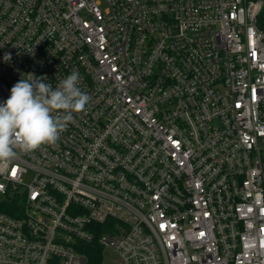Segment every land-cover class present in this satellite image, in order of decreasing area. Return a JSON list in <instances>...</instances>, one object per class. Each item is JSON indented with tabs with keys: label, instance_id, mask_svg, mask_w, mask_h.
Returning <instances> with one entry per match:
<instances>
[{
	"label": "built area",
	"instance_id": "2783aa9c",
	"mask_svg": "<svg viewBox=\"0 0 264 264\" xmlns=\"http://www.w3.org/2000/svg\"><path fill=\"white\" fill-rule=\"evenodd\" d=\"M73 70L86 110L0 161V264H264V0H0V104Z\"/></svg>",
	"mask_w": 264,
	"mask_h": 264
},
{
	"label": "clouds",
	"instance_id": "9594fccd",
	"mask_svg": "<svg viewBox=\"0 0 264 264\" xmlns=\"http://www.w3.org/2000/svg\"><path fill=\"white\" fill-rule=\"evenodd\" d=\"M11 59L7 53L4 60ZM44 77L25 75L0 104V161L18 153H31L42 145H54L73 121L86 110L90 96L81 89L77 70L53 86Z\"/></svg>",
	"mask_w": 264,
	"mask_h": 264
},
{
	"label": "rangeland",
	"instance_id": "374dc122",
	"mask_svg": "<svg viewBox=\"0 0 264 264\" xmlns=\"http://www.w3.org/2000/svg\"><path fill=\"white\" fill-rule=\"evenodd\" d=\"M116 260H117V255L115 251L110 247H106L102 254V259L100 263L101 264H117Z\"/></svg>",
	"mask_w": 264,
	"mask_h": 264
},
{
	"label": "trees",
	"instance_id": "16d2710c",
	"mask_svg": "<svg viewBox=\"0 0 264 264\" xmlns=\"http://www.w3.org/2000/svg\"><path fill=\"white\" fill-rule=\"evenodd\" d=\"M0 209L8 210V206H6L5 204L0 203Z\"/></svg>",
	"mask_w": 264,
	"mask_h": 264
}]
</instances>
